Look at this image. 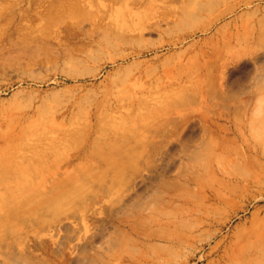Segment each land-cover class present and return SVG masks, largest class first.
<instances>
[{
  "label": "rangeland",
  "instance_id": "374dc122",
  "mask_svg": "<svg viewBox=\"0 0 264 264\" xmlns=\"http://www.w3.org/2000/svg\"><path fill=\"white\" fill-rule=\"evenodd\" d=\"M0 264H264V0H0Z\"/></svg>",
  "mask_w": 264,
  "mask_h": 264
}]
</instances>
